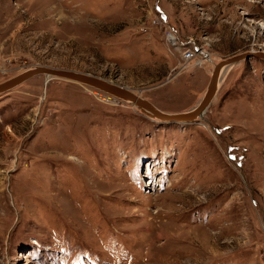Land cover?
Masks as SVG:
<instances>
[{
    "label": "rangeland",
    "instance_id": "obj_1",
    "mask_svg": "<svg viewBox=\"0 0 264 264\" xmlns=\"http://www.w3.org/2000/svg\"><path fill=\"white\" fill-rule=\"evenodd\" d=\"M170 30L220 61L264 51V0H0V82L50 65L187 111L214 66L179 71ZM45 82L0 94V264H264V59L202 124Z\"/></svg>",
    "mask_w": 264,
    "mask_h": 264
},
{
    "label": "water",
    "instance_id": "obj_2",
    "mask_svg": "<svg viewBox=\"0 0 264 264\" xmlns=\"http://www.w3.org/2000/svg\"><path fill=\"white\" fill-rule=\"evenodd\" d=\"M253 57L264 59V51H246L222 59L214 66L208 87L199 103L190 110L182 112L163 111L155 106L151 101L137 94L133 89L101 76L75 69L50 65H37L19 73L14 77L0 82V94H5L11 91L15 87L30 80L31 78H34L35 76L44 75L46 77L45 84L52 79H63L87 85L130 102L142 111H147V113H149L147 116L151 119L158 120L162 123H178L182 125L201 123L200 120L209 110L219 91V81L221 78L222 68L228 65L240 64L242 61Z\"/></svg>",
    "mask_w": 264,
    "mask_h": 264
},
{
    "label": "built area",
    "instance_id": "obj_3",
    "mask_svg": "<svg viewBox=\"0 0 264 264\" xmlns=\"http://www.w3.org/2000/svg\"><path fill=\"white\" fill-rule=\"evenodd\" d=\"M168 47L170 51L173 50L180 52L181 64L179 66V71L189 69L190 64L195 60L202 57L201 50L197 48L194 44H185L181 41L179 36L172 30L168 32L167 35ZM203 58V57H202Z\"/></svg>",
    "mask_w": 264,
    "mask_h": 264
},
{
    "label": "bare ground",
    "instance_id": "obj_4",
    "mask_svg": "<svg viewBox=\"0 0 264 264\" xmlns=\"http://www.w3.org/2000/svg\"><path fill=\"white\" fill-rule=\"evenodd\" d=\"M201 52V55H202V57L201 58H199L198 60H194V62H195V65H201L205 60H209V61H211L212 63H213V66H215L217 63H219L220 62V59H218V58H215L213 55H211L208 51H206V50H201L200 51ZM192 64H193V62H192ZM191 65V64H190ZM194 65V64H193ZM235 65H228V66H226V67H224V68H222V71H221V78H220V84L222 83V77L224 76V75H226L227 74V72L228 71H230V69L231 68H233ZM226 77V76H225ZM225 79V78H224ZM137 94H139V95H141V93H139V92H137ZM139 109V108H138ZM141 110V109H140ZM144 113H146V114H149V113H147V111L145 112V111H143Z\"/></svg>",
    "mask_w": 264,
    "mask_h": 264
}]
</instances>
